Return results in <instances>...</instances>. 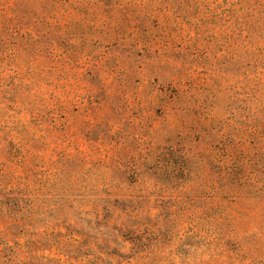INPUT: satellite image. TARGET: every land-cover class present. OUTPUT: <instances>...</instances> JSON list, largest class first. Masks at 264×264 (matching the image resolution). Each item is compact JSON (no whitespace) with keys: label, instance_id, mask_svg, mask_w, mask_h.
I'll list each match as a JSON object with an SVG mask.
<instances>
[{"label":"rangeland","instance_id":"rangeland-1","mask_svg":"<svg viewBox=\"0 0 264 264\" xmlns=\"http://www.w3.org/2000/svg\"><path fill=\"white\" fill-rule=\"evenodd\" d=\"M0 264H264V0H0Z\"/></svg>","mask_w":264,"mask_h":264}]
</instances>
